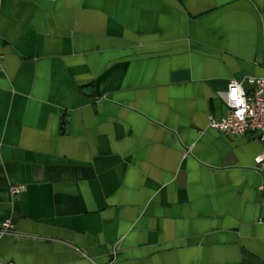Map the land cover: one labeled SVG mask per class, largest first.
<instances>
[{"label":"crops","instance_id":"obj_1","mask_svg":"<svg viewBox=\"0 0 264 264\" xmlns=\"http://www.w3.org/2000/svg\"><path fill=\"white\" fill-rule=\"evenodd\" d=\"M263 52L264 0H0V263L264 264L262 143L209 126Z\"/></svg>","mask_w":264,"mask_h":264},{"label":"built area","instance_id":"obj_2","mask_svg":"<svg viewBox=\"0 0 264 264\" xmlns=\"http://www.w3.org/2000/svg\"><path fill=\"white\" fill-rule=\"evenodd\" d=\"M264 59V52H263ZM246 86L249 87L247 90ZM233 89L236 90L237 99L232 98ZM229 112L222 119H211L210 128L220 131L226 136H246L256 134L262 143V151L254 158L256 167L264 172V77H248L243 80H233L224 95ZM241 112V119L236 114ZM23 186H13V194H20ZM13 229L10 219L5 220L0 229V236ZM0 264H14L12 262Z\"/></svg>","mask_w":264,"mask_h":264},{"label":"clouds","instance_id":"obj_3","mask_svg":"<svg viewBox=\"0 0 264 264\" xmlns=\"http://www.w3.org/2000/svg\"><path fill=\"white\" fill-rule=\"evenodd\" d=\"M233 92H236L235 89H233ZM238 117H240L241 119L243 118V114L241 112H237L236 114Z\"/></svg>","mask_w":264,"mask_h":264},{"label":"snow or ice","instance_id":"obj_4","mask_svg":"<svg viewBox=\"0 0 264 264\" xmlns=\"http://www.w3.org/2000/svg\"><path fill=\"white\" fill-rule=\"evenodd\" d=\"M232 98L235 100L237 99V93L236 92H232Z\"/></svg>","mask_w":264,"mask_h":264}]
</instances>
